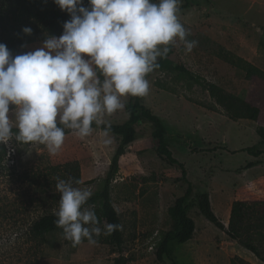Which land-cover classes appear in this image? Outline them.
Here are the masks:
<instances>
[{"label":"rangeland","instance_id":"rangeland-1","mask_svg":"<svg viewBox=\"0 0 264 264\" xmlns=\"http://www.w3.org/2000/svg\"><path fill=\"white\" fill-rule=\"evenodd\" d=\"M180 5L185 1L180 0ZM248 6L247 0H191L178 19L189 33L187 40L197 43L187 52L177 39L170 58L181 61L197 77L175 71L157 72L149 79L142 103L163 119L168 147L184 163L186 173L158 154L151 124L138 123L137 138L121 156L111 181L112 200L122 222L121 247L105 242V235L94 237V244L82 239L74 247L58 230L46 235L36 264H116L120 256L129 258L126 264H172L167 257L158 260L156 244L172 227L169 207L189 187L188 200L193 205L188 213L196 229L192 239L175 245V264H232L236 256L264 264L208 220L195 201L198 194L207 192L214 212L228 225L235 199L264 200V140L254 123L233 121L200 83L205 78L228 93L246 95L249 81L244 71L224 56L227 51L252 48L248 41L257 42L256 37L264 35V30L252 24ZM226 23L230 26L223 27ZM48 37L40 35L24 45V51L39 48ZM260 44L258 49H264V41ZM254 62L264 69V57ZM131 98L121 97V101L126 105ZM128 116L125 107L102 114L101 120L118 123ZM65 133V142L54 155L39 143L13 140L0 145V264H34L29 250L31 219L58 209L57 178H70V162L80 166L81 183L75 187L93 193L104 185L119 139L109 133L112 143L105 145L104 131L94 126L83 138L70 129ZM246 147L258 156L239 151ZM249 162L254 166L246 169Z\"/></svg>","mask_w":264,"mask_h":264},{"label":"clouds","instance_id":"clouds-1","mask_svg":"<svg viewBox=\"0 0 264 264\" xmlns=\"http://www.w3.org/2000/svg\"><path fill=\"white\" fill-rule=\"evenodd\" d=\"M53 2L70 16L60 36L15 56L0 43V145L39 143L52 155L63 146L66 129L87 137L94 123L103 122L102 114L125 108L121 97L146 96L147 76L159 67L158 58L167 56L168 45L179 39L191 52L197 43L187 40L178 19L179 0ZM22 32L31 35L32 28ZM110 128L104 131L105 145L112 143ZM56 191L54 223L74 247L122 228L119 223L101 226L95 207H85L92 193L75 187L71 178H57Z\"/></svg>","mask_w":264,"mask_h":264},{"label":"trees","instance_id":"trees-1","mask_svg":"<svg viewBox=\"0 0 264 264\" xmlns=\"http://www.w3.org/2000/svg\"><path fill=\"white\" fill-rule=\"evenodd\" d=\"M185 5L178 4V14L183 11V7H188L191 0H184ZM87 6V0H84ZM70 19L67 12L62 11L53 0H0V43L6 44L13 56L24 53L22 45L35 41L40 35L59 36L63 32V23ZM28 26L32 28L31 35L24 34L22 28ZM167 56L159 58V67L148 74L147 79L157 72H179L181 75L188 74L197 77L188 70L181 61L174 62L170 56L173 53V44L168 45ZM228 55L224 59L232 65L240 68L245 73V78L249 81V88L245 96L226 92L220 85L210 82L205 78H200V83L209 91L211 97L215 98L218 104L222 105L233 121L248 120L255 124L256 133L260 139L264 140V69L250 60L240 56L236 52L227 51ZM143 97L131 98L125 105L128 118L118 123H102L98 127L105 131L111 125L109 133L114 134L119 139L118 147L112 158L110 170L105 178L102 189L92 193L85 207L94 206L96 215L100 223H119L122 225L120 214L114 211L115 206L111 196V181L119 170V160L126 152L128 146L137 138L136 125L140 122L149 123L152 126V135L158 141L156 151L160 156L165 157L170 163L180 166L185 174L184 163L173 156L172 150L168 147L165 139V125L163 119L152 112L142 103ZM17 130L13 127V132ZM239 151L248 152L254 157L258 156L251 147L243 148ZM254 166V162H249L245 168ZM69 177L81 182L80 166L77 162L68 164ZM77 185V184H76ZM190 187L179 196L174 204L169 207L168 213L173 220L170 230L164 232L156 244V255L162 261L165 257L175 264L173 253L176 244H183L192 239L196 223L189 216V208L193 205L188 200ZM196 204L200 212L210 220L216 227L224 231L230 238L240 245L250 250L258 259L264 262V200H242L235 199L231 206L230 218L226 225L214 212L209 194L200 193L196 196ZM55 211L37 215L31 219L28 234L33 253V263L39 260L40 245L45 240L47 234L62 230L56 227L54 221L57 217ZM107 243H113L121 247L123 244V230H117L111 235L104 236ZM129 258L120 256L116 259V264H126ZM232 264H252L251 262L236 256L232 259Z\"/></svg>","mask_w":264,"mask_h":264},{"label":"crops","instance_id":"crops-1","mask_svg":"<svg viewBox=\"0 0 264 264\" xmlns=\"http://www.w3.org/2000/svg\"><path fill=\"white\" fill-rule=\"evenodd\" d=\"M247 1H249L250 3V6H248V11L250 10L252 12V17H251V19L253 18L252 24L258 26L259 29L264 30V0H247ZM228 19L230 18H227V20ZM223 22H225V20H223ZM224 26H230V25L226 23L223 25V27ZM257 38H258L257 42H254L255 40H253L252 43L248 41V44L250 43L253 46L252 48L249 49L247 48V50L237 49L238 52L236 53L252 61L253 63H255L254 61L256 60H260L262 57H264L261 56L262 51H264V49L262 48L258 49V47L261 45L260 42L264 41V35L261 34V36L256 37V39Z\"/></svg>","mask_w":264,"mask_h":264}]
</instances>
